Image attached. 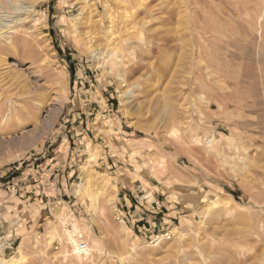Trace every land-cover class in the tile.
I'll return each mask as SVG.
<instances>
[{
  "label": "rangeland",
  "instance_id": "1",
  "mask_svg": "<svg viewBox=\"0 0 264 264\" xmlns=\"http://www.w3.org/2000/svg\"><path fill=\"white\" fill-rule=\"evenodd\" d=\"M195 1L196 20L184 0H0L12 41L0 38V77L5 64L17 75L0 82V109L22 88L31 114L0 132V260L22 249L25 264H264V0ZM108 172L146 176L135 199L158 191L175 219L134 233ZM33 175L78 176L49 196ZM24 184L30 226L12 245ZM56 214L75 220L85 261Z\"/></svg>",
  "mask_w": 264,
  "mask_h": 264
},
{
  "label": "crops",
  "instance_id": "2",
  "mask_svg": "<svg viewBox=\"0 0 264 264\" xmlns=\"http://www.w3.org/2000/svg\"><path fill=\"white\" fill-rule=\"evenodd\" d=\"M101 166L104 162L100 163ZM108 170L111 168L108 167ZM109 173V172H108ZM78 175H33L32 181H37L39 184H44L45 191L49 196H66L67 194V180L75 179ZM115 183L116 198H117V210L121 220L124 224L130 226V229L134 233L146 236L147 234L154 233L163 230L166 223H170L175 216H172L170 207L166 206L163 200L160 199L158 191H153L152 200L145 203H140L134 197L133 184L138 183L142 188L141 180L147 179L144 175H139L138 179L132 183L128 181L131 177L128 175H118L117 173L110 174ZM30 182V181H29ZM122 182V183H121ZM25 184L19 185L17 188L19 193L15 195V205L13 206L14 215L9 219V223L12 226V235L9 237L10 244H14L20 238V232L22 228L26 230V227L30 226L27 222L25 215V206L29 200L26 195ZM143 191V190H142ZM51 200H49L50 202ZM58 201V200H57ZM48 202V203H49ZM48 203L43 205V210L40 211L39 218L48 219V213L51 214V210L48 207ZM58 203V202H56ZM22 212L24 214H22ZM21 221L23 223H21ZM1 226V225H0Z\"/></svg>",
  "mask_w": 264,
  "mask_h": 264
},
{
  "label": "bare ground",
  "instance_id": "3",
  "mask_svg": "<svg viewBox=\"0 0 264 264\" xmlns=\"http://www.w3.org/2000/svg\"><path fill=\"white\" fill-rule=\"evenodd\" d=\"M135 4L137 5V3H135ZM184 4H185V6H187V9L189 10V13H190V15H191V17L193 19L199 15V12L195 11V9L192 10V11L190 10V7L192 5H194V4H196L195 0H184ZM91 8L94 11V4L93 3L91 4ZM105 8H107V7L105 6ZM80 9H82V8H80ZM105 11L107 13V9H105ZM195 20H196V18H195ZM203 25H204V23H203ZM10 29L8 28L7 30H5L3 32H0V38H2V42L6 43L8 45H12V41H11V39L9 37V34H11V32L9 31ZM205 29L206 30H204V31L201 29L202 30L201 31L202 33H200L201 36L198 33V35L200 37H202V38L204 37L202 35L203 34L204 35L207 34L209 32V29H211V27H210V25H208V23L206 24ZM142 39H144V37H142ZM110 56L113 57V54L110 55ZM4 63H5V60L3 58H1L0 59V68L3 66L2 64H4ZM5 65L7 66V69H6L7 71L3 72V74L5 73L6 77L3 78L4 76L2 75L3 77H0V82L2 83V86L9 85V84H10V86L14 85L13 81H15L16 78H17L16 72H13L11 70V67L9 66V64H5ZM25 93H26V91H24L22 88H20V89H17L15 91V93H12V96H15L14 97L15 99H13L12 97L7 98V100L11 103L10 107H9L10 110H7V112H5V111H2L3 109L2 110L0 109V132H3V131H5V129L10 128V127H13L14 129H18V128H21V127L24 126L23 118H26L27 116H30L31 114H30V112H28L29 108L26 105L22 109H19L17 105L18 104H20V105L23 104V102L19 101V98L21 96H24ZM170 136L173 138V140L175 142L183 143V144L185 143L183 136L178 134V131L175 130V129L170 132ZM161 164L162 163H160V165ZM160 173L161 174L163 173V175L165 174V171H163V168H162V171H160ZM163 175H161V176H163ZM96 202L97 201H95V203ZM56 216L59 218V221L61 222V224H63V226H65V227L67 226L66 222L71 226V230H69L67 228H64V233H65V236H66L67 243L72 248V254L76 256L77 261H82V260L85 261L88 258V256H89L88 255L89 254L88 247H87V251L84 254V256H82L80 253H78L76 251V247L78 245L77 238L80 239L79 237H81L82 234H81V231L79 230V227L75 223V220H71L68 216L61 218L59 214H56ZM163 237H164V235H160V236L155 237V242L159 241V243H160ZM81 241H83V240H81ZM1 250H0V255H1ZM25 263H26V260H25V256L22 253V249L19 250V253L17 255H15L14 257L10 258L9 260H0V264H25Z\"/></svg>",
  "mask_w": 264,
  "mask_h": 264
},
{
  "label": "built area",
  "instance_id": "4",
  "mask_svg": "<svg viewBox=\"0 0 264 264\" xmlns=\"http://www.w3.org/2000/svg\"><path fill=\"white\" fill-rule=\"evenodd\" d=\"M76 251L80 253L82 256H84V254L87 251V244L84 241H79L76 247Z\"/></svg>",
  "mask_w": 264,
  "mask_h": 264
}]
</instances>
